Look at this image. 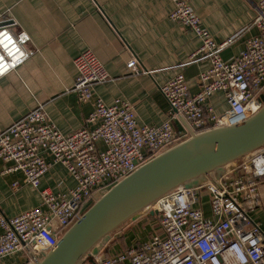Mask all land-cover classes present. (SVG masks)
Wrapping results in <instances>:
<instances>
[{
	"label": "built area",
	"instance_id": "obj_1",
	"mask_svg": "<svg viewBox=\"0 0 264 264\" xmlns=\"http://www.w3.org/2000/svg\"><path fill=\"white\" fill-rule=\"evenodd\" d=\"M170 19L192 31L201 47L192 60L209 61L210 68L198 75L199 90L190 93L181 73L160 87L171 111L160 126L140 125L135 107L116 100L106 105L101 99L86 120V127L64 135L50 121L45 104H39L23 118L0 132V160L8 165L3 175L20 173L26 185L38 190L40 207L7 218L0 208V264L19 253L37 260L58 248L65 232L111 188L162 153L190 138L187 127L180 131V119L195 133L239 126L262 107L264 93V0L257 6L252 24L233 37L217 42L187 0H171ZM0 21V80L16 72L36 51L29 50L30 35L13 32ZM243 51L232 61L222 53L252 29ZM78 76L71 92L81 103L93 99L94 87L112 81L97 55L87 50L74 60ZM129 77L144 70L137 57L127 64ZM224 94L228 109L219 115L209 103ZM95 125L90 129L88 125ZM102 142L104 150L98 143ZM49 157V161L46 157ZM65 167L77 186L68 194L40 190L41 178L54 166ZM264 178V147L226 171L216 180L191 189L178 188L157 200L146 214L156 212L154 233L135 241L126 251L108 257L94 256L95 262L79 264H264V231L250 212L260 205V179ZM12 188L18 191L19 182ZM205 188L211 209L202 207ZM153 217V216H152Z\"/></svg>",
	"mask_w": 264,
	"mask_h": 264
},
{
	"label": "crops",
	"instance_id": "obj_2",
	"mask_svg": "<svg viewBox=\"0 0 264 264\" xmlns=\"http://www.w3.org/2000/svg\"><path fill=\"white\" fill-rule=\"evenodd\" d=\"M187 1L213 38L222 42L252 24L262 0ZM173 8L171 0H0V21L13 24L15 33L27 32L31 37L27 48L36 51L16 72L0 80V132L41 103L58 130L71 135L86 127L97 99L106 105L118 99L128 101L134 105L140 125H162L171 107L160 87L182 73L190 93L195 94L199 90L198 75L210 68L209 61L192 60L201 41L170 19ZM256 34L254 28L238 39L223 51V60H234ZM87 50L97 55L113 80L94 87L92 101L81 103L71 92L78 76L74 60ZM132 56L144 70L136 77L128 76L127 64ZM209 103L219 115L228 109L221 92L215 93ZM174 126L180 131L186 128L181 119ZM87 127L93 129L95 125ZM98 147L105 149L102 142ZM7 167L0 160V208L4 215L14 218L40 207L39 191L26 185L20 173L3 175ZM14 182L20 184L18 191L12 188ZM76 186L65 167L57 164L41 178L40 190L68 194ZM260 194V205L250 216L264 231V178L260 179ZM201 199L205 214L210 216L205 188Z\"/></svg>",
	"mask_w": 264,
	"mask_h": 264
},
{
	"label": "water",
	"instance_id": "obj_3",
	"mask_svg": "<svg viewBox=\"0 0 264 264\" xmlns=\"http://www.w3.org/2000/svg\"><path fill=\"white\" fill-rule=\"evenodd\" d=\"M261 99L264 103V95ZM185 125L190 133L188 140L111 188L65 232L55 251L41 260L30 251L36 264H79L85 257L98 255L100 245L108 243L116 230L139 220L163 196L181 187L191 189L208 182L217 185L222 174L234 171L240 160L264 147V104L239 126L197 134Z\"/></svg>",
	"mask_w": 264,
	"mask_h": 264
},
{
	"label": "rangeland",
	"instance_id": "obj_4",
	"mask_svg": "<svg viewBox=\"0 0 264 264\" xmlns=\"http://www.w3.org/2000/svg\"><path fill=\"white\" fill-rule=\"evenodd\" d=\"M264 95V93H263ZM262 95V97H263ZM263 103V102H262ZM264 104V103H263ZM262 104V105H263ZM239 163V162H238ZM155 220L151 219L148 214L144 213L141 216V219L135 221V222H127L124 224L121 228L116 230L111 235V240L108 243H104L100 245L99 250L100 253L95 256H101V257H108L112 253H114L118 248L121 249L126 246L125 243H127L129 246L137 240L141 239H147L149 236L151 237L154 233V224ZM125 235L126 242L124 244L116 245L118 241H116L119 237ZM118 246V248H117ZM93 260V262H92ZM27 261H29L24 253H19L15 256H12L10 258H7L5 260L6 264H26ZM84 262H95V257H85Z\"/></svg>",
	"mask_w": 264,
	"mask_h": 264
},
{
	"label": "trees",
	"instance_id": "obj_5",
	"mask_svg": "<svg viewBox=\"0 0 264 264\" xmlns=\"http://www.w3.org/2000/svg\"><path fill=\"white\" fill-rule=\"evenodd\" d=\"M242 162H243V160H240V161H239V163H242ZM150 218H151V219H154V220L157 219L156 216H153V217L151 216ZM116 232H117V231H116ZM116 241H118V242H117V244H115V246H116V245H119V246H120V244H124V243L126 242L125 235L119 237ZM125 244H126V246L123 247V248H121V249H119L118 246H117V248H118L117 251H126V250L131 246V245L129 246L127 243H125ZM83 260H84V259H83ZM26 264H27V263H26Z\"/></svg>",
	"mask_w": 264,
	"mask_h": 264
}]
</instances>
